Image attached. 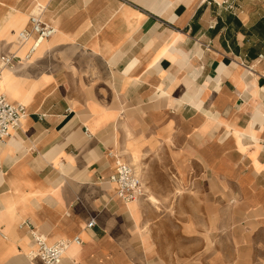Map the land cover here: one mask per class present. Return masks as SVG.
I'll return each instance as SVG.
<instances>
[{"label": "crops", "instance_id": "crops-1", "mask_svg": "<svg viewBox=\"0 0 264 264\" xmlns=\"http://www.w3.org/2000/svg\"><path fill=\"white\" fill-rule=\"evenodd\" d=\"M224 2L0 0V92L27 109L0 145V264H43L24 222L81 239L61 264H264V0ZM39 14L57 33L2 70ZM154 157L200 199L170 242L107 181Z\"/></svg>", "mask_w": 264, "mask_h": 264}, {"label": "built area", "instance_id": "built-area-1", "mask_svg": "<svg viewBox=\"0 0 264 264\" xmlns=\"http://www.w3.org/2000/svg\"><path fill=\"white\" fill-rule=\"evenodd\" d=\"M229 1L230 0H225L224 4H227ZM56 33V28L47 24L43 20L42 14L32 16L29 26L19 31L17 37L22 45H27L31 42H34V45L23 59L17 56V54L2 57V70L12 68L17 62L23 60L29 61L38 45L50 40ZM26 115L27 109L23 104L10 103L5 94L0 92V145L5 144V142L12 137L13 133L21 127L22 121ZM88 133L89 131L86 129V134L89 135ZM107 181L118 187L117 197L126 204L138 200L145 194L144 186L137 176L135 168L119 159L116 160L114 173ZM95 225V220H91L87 228H93ZM21 226L27 228L32 237L33 249L28 253V258L32 260L38 259L43 264H61L70 246L82 245V241L79 237L73 240H61L55 244H48L46 237L37 233L30 222H24ZM0 236L6 238L5 234L1 231Z\"/></svg>", "mask_w": 264, "mask_h": 264}, {"label": "rangeland", "instance_id": "rangeland-1", "mask_svg": "<svg viewBox=\"0 0 264 264\" xmlns=\"http://www.w3.org/2000/svg\"><path fill=\"white\" fill-rule=\"evenodd\" d=\"M131 165L135 170L138 168ZM143 171L147 174H140L138 169L136 172L145 178L143 183L146 190L143 199H148L146 204L151 217L149 226L163 234L168 242L172 236L179 238L188 216L196 215L199 210V194L189 183H180L163 158L154 157L148 160V166ZM151 196L157 199V202L150 200Z\"/></svg>", "mask_w": 264, "mask_h": 264}, {"label": "bare ground", "instance_id": "bare-ground-1", "mask_svg": "<svg viewBox=\"0 0 264 264\" xmlns=\"http://www.w3.org/2000/svg\"><path fill=\"white\" fill-rule=\"evenodd\" d=\"M134 160H135V159H134ZM134 162L137 164V161H136V160H135ZM136 164H135V165H136ZM135 165H134V166H135ZM136 168H137V166H136ZM137 169H138V168H137ZM138 170H139V169H138Z\"/></svg>", "mask_w": 264, "mask_h": 264}]
</instances>
